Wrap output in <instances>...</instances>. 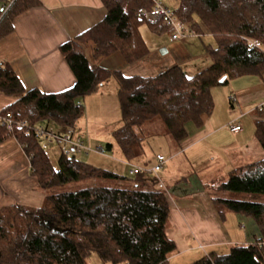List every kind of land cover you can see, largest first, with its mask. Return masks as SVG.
<instances>
[{
	"label": "trees",
	"instance_id": "trees-1",
	"mask_svg": "<svg viewBox=\"0 0 264 264\" xmlns=\"http://www.w3.org/2000/svg\"><path fill=\"white\" fill-rule=\"evenodd\" d=\"M101 1L105 18L60 46L75 84L58 93L27 90L10 63L0 61V91L16 98L0 113L34 127L75 128L85 113L83 100L114 78L122 124L106 150L117 144L123 157L132 161L143 155L144 142L153 135L145 130L149 122L162 120L164 134L179 145L189 137L190 123L201 128L212 114L214 87L242 76L264 75V0H179L174 10L179 20L195 34L216 38V46L207 47L211 64L193 75L176 64L150 78L126 76L120 69L102 67L98 60L118 52L134 63L149 53L141 27L169 30L139 12L152 10L154 0ZM41 5L40 0H0V39L14 31L17 16ZM253 41L260 46L253 47ZM255 117V137L264 151V105ZM11 136L29 157L31 174L45 197L40 207H0V264H89L92 253L106 264H172L169 256L178 247L167 234L168 193L143 186L144 175L155 174L122 175L81 160L77 152H61L56 167L33 130L10 134L0 124V140ZM77 181L90 184L47 192ZM218 190L264 195V157L231 170ZM213 204L222 218L227 213L250 217L259 235L252 243L234 245L224 254L212 251L189 264H264V201L216 196Z\"/></svg>",
	"mask_w": 264,
	"mask_h": 264
},
{
	"label": "crops",
	"instance_id": "crops-1",
	"mask_svg": "<svg viewBox=\"0 0 264 264\" xmlns=\"http://www.w3.org/2000/svg\"><path fill=\"white\" fill-rule=\"evenodd\" d=\"M40 1L41 6L17 16L14 31L0 39V61L10 63L27 90L39 88L48 93H58L76 82L60 46L102 21L107 11L101 0ZM174 1L176 7L173 9L164 3L174 11L179 0ZM143 26H146L144 32L147 33L146 37L142 36L149 47L145 57L127 63L117 52L100 58L98 64L104 68L120 69L126 76L146 78L176 64L181 65L188 75L211 64L207 47L216 46L213 35L191 32L182 40L172 41L169 30L153 31L147 24ZM110 83L115 89L108 91L106 86ZM226 85L225 88L217 86L212 89V114L201 128L190 123L189 137L185 141L178 145L170 135H164L173 151L171 155L155 152L149 143L145 145L144 142L143 155L132 161L126 160L119 151L115 158H110L112 161L104 159L105 155L93 157L92 164L129 176H132L133 165L152 166L157 154L167 158L159 174L144 175L143 186L161 188L159 183H162L164 187L161 189L168 193L171 211L167 234L178 247L169 256L172 264H189L212 251L224 254L234 245L252 243L259 235L258 226L250 217L227 213L222 218L213 204L215 195L212 191H218V185L234 168L264 157L255 137V112L264 105V75L238 77ZM117 91L116 80L110 79L83 101L86 115L105 114L108 112L106 104L114 105L118 113L115 125L118 126L111 129L112 137L113 131L122 123ZM15 100L0 91V111ZM233 122L241 124L240 132L230 130ZM88 130L92 133L90 128ZM77 133L84 139L81 132ZM93 141L95 139L87 140L88 145ZM100 148H104L101 143ZM116 149L113 146L111 151ZM187 155L190 161L207 163L209 168L201 176L171 172L169 168ZM167 164H170L168 171L165 170ZM44 197L45 193L38 188L36 178L31 174L30 159L19 141L14 136L0 140V207L14 203L40 207Z\"/></svg>",
	"mask_w": 264,
	"mask_h": 264
},
{
	"label": "rangeland",
	"instance_id": "rangeland-1",
	"mask_svg": "<svg viewBox=\"0 0 264 264\" xmlns=\"http://www.w3.org/2000/svg\"><path fill=\"white\" fill-rule=\"evenodd\" d=\"M162 1H164L168 5H170V7L172 9L176 7L174 0H162ZM145 29H147L146 26H142L141 32H142L143 36L146 37L147 32H144ZM88 45H89L88 46V52H90L91 51V49H90L91 44H88ZM111 79L113 81H115L114 78H111ZM106 87H107L108 91L115 89L114 87H112V83H110ZM218 87L225 88V87H227V85L225 84V85L218 86ZM105 108L106 109L108 108V112L105 114H101V115L100 114L86 115L84 113V115L78 120V122L75 125L76 131H79V133L81 132V134L84 136L85 146L88 149V150H83L82 152L76 153L77 157L80 158L81 160L92 163V162H94L93 157H96V155H105L104 159H108V161H112V160H110V158L111 159L115 158L116 153L121 152L120 148L117 146V144H115V147L117 148L115 151L112 152V151L106 150V143L109 141L114 142V139L111 135V129L115 128V126H118V125H115L117 123V122H115V120L118 117V113H116V109L114 108V105L112 106L110 104L109 105L106 104ZM85 111H86V106H85ZM88 116H89V119H88ZM83 121L85 124L83 123ZM88 128H90L92 130L91 131L92 133H89ZM147 129L149 132L148 134H150V133L153 134L151 136L153 138H151V137H149L150 139L147 138L146 139L147 141H145V145L147 143H149L151 145V148L153 151L163 152L166 155H171L173 153V151L169 148V145L167 144V139L164 137V135H167V134H164L165 133V126H164L163 121L160 120L159 118H157L154 121L149 122L148 124L145 125L146 132H147ZM94 133H97L98 135H96ZM86 139L87 140H90V139L94 140L95 139V141H93L94 143L92 145H88ZM96 142H98V143H96ZM100 143L104 147L103 150L99 149ZM46 151H47L52 163L57 167L58 158H59L61 151H62V145L58 142H54L51 146L46 148ZM108 155H109V157H106ZM187 158H185L184 156H183V158H180L181 160L179 162H177V164H175L174 166L169 168L170 171L171 172L177 171L178 172L177 174H181V175H187V174L195 173L196 176H201L209 168V165L207 163H199L198 161H193V159H191V161H190L189 155H187ZM186 160H189V161H186ZM95 161H96V159H95ZM96 166H99V165H96ZM168 166L170 167V164L169 165L167 164L165 166L166 171H168ZM226 179H227V177H225L224 180H226ZM217 181L218 180H215L214 182H217ZM105 183H109L111 185L116 184V182H111V181H106ZM89 184H90V182H88V181H77V182H73L71 184H67V185H63L60 187H56L54 189H50L47 192L48 193H55V192H60L63 190H75V189L87 186ZM212 192L215 195V197L216 196H221V197L222 196H228V197L237 198V199H248L249 198V199L254 200V201H264V195H253L252 196V195L241 194V193H223L222 191H219V190L218 191L215 190ZM88 263L89 264H106V263L102 262V260L99 258V256L96 253H92L88 257Z\"/></svg>",
	"mask_w": 264,
	"mask_h": 264
},
{
	"label": "built area",
	"instance_id": "built-area-1",
	"mask_svg": "<svg viewBox=\"0 0 264 264\" xmlns=\"http://www.w3.org/2000/svg\"><path fill=\"white\" fill-rule=\"evenodd\" d=\"M141 15L151 22L161 21L169 26L170 38L172 41L182 40L188 33L193 32L190 30L184 22L179 20L174 11L168 7L162 0H154V7L152 10L141 8L139 10ZM253 47H259L260 43L251 42ZM0 124L6 128V131L10 134H14L16 130H24L26 132L33 130L36 137L42 139V146L48 148L54 142H58L62 145V153L65 155H71L74 152H82L88 150L85 146L84 139L79 135L74 127H68L64 130L54 129L46 125L31 126L26 120H17L10 113H0ZM230 130L234 133L242 130L241 124L233 122L230 124ZM102 150V148H100ZM29 158V157H28ZM167 158L162 154L156 155L155 163L150 167L133 165L131 170L132 174H139L146 172L149 174H159L163 169ZM161 188L164 187L162 183H159Z\"/></svg>",
	"mask_w": 264,
	"mask_h": 264
}]
</instances>
